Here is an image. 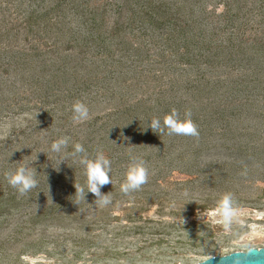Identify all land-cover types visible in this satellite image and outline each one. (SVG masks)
Instances as JSON below:
<instances>
[{
	"label": "rangeland",
	"instance_id": "1",
	"mask_svg": "<svg viewBox=\"0 0 264 264\" xmlns=\"http://www.w3.org/2000/svg\"><path fill=\"white\" fill-rule=\"evenodd\" d=\"M146 1L0 0V35L8 32L0 39V193L19 205L0 219V264H194L247 245L264 248L261 2L185 0L189 33L167 41L152 24L158 16L143 13ZM77 100L89 109L79 123L72 119ZM172 109L181 118L191 111L198 138L148 128ZM62 136L67 148L52 152ZM75 143L111 160L112 184L102 189L111 193L108 205L75 195V185L86 182L70 155ZM129 153L146 162L148 179L124 194ZM20 162L37 170V187L25 195L5 178ZM224 193L241 210L227 232L212 215ZM99 220L105 230H91ZM145 220L190 228L169 230L168 246L140 251L141 236L111 240ZM89 241L130 255L92 258Z\"/></svg>",
	"mask_w": 264,
	"mask_h": 264
},
{
	"label": "clouds",
	"instance_id": "2",
	"mask_svg": "<svg viewBox=\"0 0 264 264\" xmlns=\"http://www.w3.org/2000/svg\"><path fill=\"white\" fill-rule=\"evenodd\" d=\"M72 119L74 122H83L89 117V109L86 104L77 100L72 104ZM191 111H185L183 118L176 109H172L170 113L160 117H153L148 125L154 133L159 135H179L199 137L197 125L192 120ZM68 137H60L54 140L51 144V151L61 153L67 148ZM84 169L86 177L85 184H76L75 195L79 199L86 201L87 195L90 193L95 198L94 202L101 206L108 205L111 200V193H104L102 189L112 184L110 173L112 171L111 160L104 154L103 151H98L94 156L90 157L82 144L75 143L73 151L70 153ZM130 162L127 166L125 180L120 185V191L124 194L139 190L142 185L147 182L148 169L145 166L146 162L137 155L129 153ZM62 162H58L60 165ZM20 166L14 171L5 172V178L8 184L16 189L20 195H25L33 188L37 187L36 172L32 167L18 163ZM87 188V192L85 191ZM240 209L236 206V201L232 193H224L217 201L216 207L212 212L214 217H219L216 223L221 224L224 230L229 231L234 223L239 222ZM184 219V223H186ZM259 256L261 259L257 264H264V249L255 248L251 245L246 246L244 252L236 253L235 257H251ZM235 257L210 255L207 257L208 264H227L228 261ZM121 264H124L121 261Z\"/></svg>",
	"mask_w": 264,
	"mask_h": 264
},
{
	"label": "trees",
	"instance_id": "3",
	"mask_svg": "<svg viewBox=\"0 0 264 264\" xmlns=\"http://www.w3.org/2000/svg\"><path fill=\"white\" fill-rule=\"evenodd\" d=\"M197 4L200 3L203 0H194ZM259 9L261 10V13L264 14V0H260ZM100 14L102 15V18H104L105 14L109 11L107 10L106 6L110 8V4L106 3ZM228 4H226L227 6ZM117 6V5H116ZM143 13L146 16L150 17L155 14L158 17L156 19H153L152 24H157L158 26L155 27V29H165V36L167 41H172L176 37H184L187 36L189 33V29L191 28V22L189 19V14L186 16V13L190 11V3L186 2L185 0H147L145 7L143 8ZM228 13V9L226 10ZM201 12H203L202 16H205V9H203ZM93 13L96 15L99 14V9H94ZM226 13V14H227ZM120 14V13H118ZM135 14V13H133ZM225 14V15H226ZM201 16V17H202ZM120 18V17H118ZM33 18L30 17L27 20L28 28H30V24L32 23L31 20ZM156 20V21H155ZM225 20H230L229 18H225ZM204 20H199L198 23H202ZM134 23V22H133ZM48 23L46 24V26ZM55 25V24H54ZM45 26V28H46ZM123 25H117V28L114 30V34H118ZM126 29L129 28V25L127 24L125 26ZM45 30V29H44ZM8 32L3 33V35H0V39L5 36H7ZM15 197L13 196H4L0 193V219L8 216L10 212L13 209H16L19 205H16ZM162 207V205H160ZM50 214V212H46L44 217H47ZM132 217H129L130 221H133L135 223L136 221H140V218H136L133 215ZM116 220V219H115ZM155 225H157L158 228H155ZM108 226L107 222L104 220L95 221L90 226L91 230L98 228L100 230H105V227ZM179 227H182L184 229L190 228V226L183 227L179 225V223H171L166 224L163 221L157 220V221H151V220H145L143 222V225H133L132 227L123 226L121 230L115 231L113 233L112 241L115 242L114 244H118L120 242H123L125 237H143V241H141V244H143L142 247L138 249H148L154 246H162L163 244L169 245V242L166 239V236L169 235V230L176 231L179 229ZM132 235V236H131ZM147 237V238H145ZM151 238V239H149ZM156 238V239H154ZM75 242L81 243L82 241L75 240ZM147 242V243H146ZM90 245L86 248L89 250H93L90 248H94L97 251H90L89 255L92 258H117V257H127L130 255L128 251H120L117 249L118 247L116 245H107V246H99L97 243L89 241ZM176 243H180V241H176ZM86 249L85 247H83ZM125 250V249H124ZM84 251L77 252L74 255V258H79L80 255ZM1 257V253H0ZM185 264H191V263H185ZM195 264V263H194Z\"/></svg>",
	"mask_w": 264,
	"mask_h": 264
},
{
	"label": "water",
	"instance_id": "4",
	"mask_svg": "<svg viewBox=\"0 0 264 264\" xmlns=\"http://www.w3.org/2000/svg\"><path fill=\"white\" fill-rule=\"evenodd\" d=\"M260 249H264V248H260ZM236 253H240V252H232L224 256L235 257ZM217 257H221V256H217ZM260 259L261 258L256 255H253L251 257H235L233 260L228 261L227 264H257V262L260 261ZM195 264H208V261L207 259H205L204 261Z\"/></svg>",
	"mask_w": 264,
	"mask_h": 264
}]
</instances>
